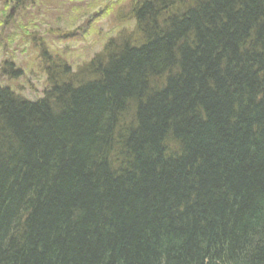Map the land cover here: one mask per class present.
I'll return each instance as SVG.
<instances>
[{
  "label": "trees",
  "instance_id": "1",
  "mask_svg": "<svg viewBox=\"0 0 264 264\" xmlns=\"http://www.w3.org/2000/svg\"><path fill=\"white\" fill-rule=\"evenodd\" d=\"M131 2L41 99L0 89V264H264V0Z\"/></svg>",
  "mask_w": 264,
  "mask_h": 264
},
{
  "label": "rangeland",
  "instance_id": "2",
  "mask_svg": "<svg viewBox=\"0 0 264 264\" xmlns=\"http://www.w3.org/2000/svg\"><path fill=\"white\" fill-rule=\"evenodd\" d=\"M131 1L118 6L119 1L113 0L109 9L100 7L87 14L85 2L78 0H41L28 11L17 8L16 0H0V86L28 101L41 99L55 77L66 82L68 69L62 75L66 69H61L60 61L78 74L107 49L110 40L129 36L134 26L128 11ZM11 64L17 72H8Z\"/></svg>",
  "mask_w": 264,
  "mask_h": 264
},
{
  "label": "bare ground",
  "instance_id": "3",
  "mask_svg": "<svg viewBox=\"0 0 264 264\" xmlns=\"http://www.w3.org/2000/svg\"><path fill=\"white\" fill-rule=\"evenodd\" d=\"M94 60H96V59H91L90 61H89V63H88V65L90 66L93 62H94ZM7 67H8V72H10V73H12V72H17V70H14L13 69V65L11 64V65H7ZM67 79H68V77H67ZM66 79V80H67ZM54 83H55V85H56V87H58V86H60L59 85V82L57 81V77H55L54 79ZM0 89H2V90H10L7 86L5 87V86H0ZM10 91H12V90H10ZM13 92V91H12ZM14 93V92H13ZM20 96V95H19ZM20 97H22V96H20ZM22 98H24V97H22ZM25 99V98H24ZM27 100V99H26Z\"/></svg>",
  "mask_w": 264,
  "mask_h": 264
}]
</instances>
